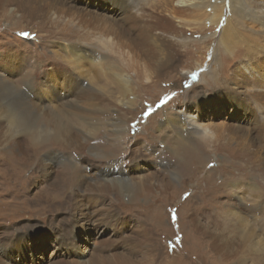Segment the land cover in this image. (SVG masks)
I'll list each match as a JSON object with an SVG mask.
<instances>
[{"label":"rangeland","instance_id":"374dc122","mask_svg":"<svg viewBox=\"0 0 264 264\" xmlns=\"http://www.w3.org/2000/svg\"><path fill=\"white\" fill-rule=\"evenodd\" d=\"M104 2L0 0V71L15 81L25 72L33 71L31 87L42 86L53 70L58 73L61 84L65 77L73 78L71 68L56 62L54 51L58 46L54 41L59 37L50 11L63 7L77 13L94 10L105 17L107 13L100 4L113 6V0ZM152 3L156 5L145 9V18L137 23H124L123 14H107L120 25L119 43L130 45L146 61L149 59L148 27L159 31L161 16L180 26L183 32L178 35L187 41L186 46L173 50L166 65L154 70L153 81L147 82L142 76L134 81L136 84L132 86L139 100L134 113L137 116L123 115L127 121V138L117 152V164L127 180L148 179L152 188L146 187L135 201L119 192L98 194L74 189L80 210H74L75 199H71L66 207L54 211L50 202H41L38 197L42 190H48L53 177L38 172L35 184L25 186L26 190L16 184L14 187V182L3 183L0 178V264H240V243L247 231L254 230L259 236L245 249L247 259L243 261L253 264L251 257L256 258L261 252L256 243L262 240L264 244V126L255 115V107L260 104L264 109L261 90L264 82L256 76L264 72V62L254 74L243 68L248 60L245 45L238 42L242 39L240 32L245 34L243 30L247 28L220 39L223 18L217 25L206 24L210 12L202 10L194 22L193 11L175 6L174 0H153ZM218 13L226 14L224 9ZM228 44L231 50L226 48ZM214 47L218 48L215 62ZM9 58L16 59L13 65ZM17 59L21 67L16 65ZM105 68L106 76L98 69L89 70L76 86L82 90L91 85L104 86L106 92L117 97L120 85L109 68ZM194 104L199 106L203 122L215 127V134L224 126L232 128L230 134L234 140L229 146L214 138L211 146L201 152L197 149V138H181L166 128V116ZM237 106L241 109L239 113L234 112ZM74 126L79 130L78 124ZM102 128L107 130L106 135L112 133L109 125ZM164 130L171 135L168 142L163 139ZM97 140L100 144L106 142L103 136ZM178 141L197 149L202 161L200 166L193 164L181 174L176 156ZM51 149L60 155L74 156L84 168L87 165L84 180L105 181L104 177H94L105 166L89 151L77 153L55 146ZM40 157L46 160L47 151ZM57 161L56 167H60L63 157ZM118 166L111 171L119 174ZM4 170L0 165V177ZM31 174V168L23 172L24 177ZM242 194L246 196L240 199ZM76 220L81 226L74 228ZM222 229L232 241L230 247L220 249L216 236ZM101 241L108 245L98 248L97 243Z\"/></svg>","mask_w":264,"mask_h":264},{"label":"bare ground","instance_id":"6f19581e","mask_svg":"<svg viewBox=\"0 0 264 264\" xmlns=\"http://www.w3.org/2000/svg\"><path fill=\"white\" fill-rule=\"evenodd\" d=\"M102 1L107 3L112 0ZM152 2L153 0H113L111 3L113 6L100 4V7L107 14L113 16L123 14L124 23L129 21L137 23L145 18L144 10L149 9L150 5L154 4ZM90 4L91 1L88 2V5ZM174 4L184 10L193 11L194 22H196V16L202 14V10L210 12L206 18V24L210 22L217 25L223 18L224 24L220 39L222 36L227 39L228 36L238 34L243 27L247 28L248 30H243L245 34L240 32L239 35L242 39L238 43L245 45V57L248 63H245L243 68L246 72L256 73L257 66L264 62L262 58L264 55V0H254L253 2L250 0H174ZM220 9H224L226 14L220 15L218 13ZM50 12L52 13L50 19L53 20V25L57 28L55 33L59 37L58 41H54L58 46V49L54 51L56 62H62L71 68L74 77H65L61 84L57 80L58 73L53 70L47 74L42 86L31 87L30 78L33 76V71L25 72L18 81L0 71V165L5 169L1 173V181L9 184L14 182L12 184L23 186L26 190L35 184L38 172L49 178L53 177L48 190H42L38 197L41 202H50L54 211L66 207L67 202L71 199H75V201L73 200L75 205L72 206L74 210L78 211L80 204L74 198L76 196L74 189L94 193L119 192L121 196L128 195L131 200L135 201L146 187L152 188V182L146 178L142 182L138 180L132 182L127 180L123 170L119 169L117 152L127 138V121L123 115L134 114L139 101L135 94V86H132L134 81L139 76L142 79V76L145 81L150 82L154 76V70L166 65L173 50L186 46L187 41L178 35L183 31L180 26L174 24L173 20L165 15L161 16L159 31L155 32V28L148 27L149 32H147V40H145L148 44L146 49L149 59L146 61L141 59L140 54L133 51L130 45L121 41L119 43L117 38L120 37V25L113 17L107 14L103 17L101 13L94 10L77 13V11L65 7L57 10L56 8L55 10L51 9ZM209 19L210 21H208ZM247 21L253 25L249 26ZM230 47V44L226 46L228 50H231ZM212 53L215 62L218 48L214 47ZM259 54H263L262 57ZM8 61L13 65L16 59L9 58ZM16 65L21 67L19 59H17ZM105 67L109 68L120 85L117 97L106 92L103 89L104 86L102 88L91 85L83 90L81 86H76L89 70L97 71L96 69H98L101 75L106 76ZM256 76L258 81L264 82V72H260ZM262 89L264 92V86H261ZM258 105L255 107L257 110L255 115L261 119L262 126H264V109L260 104ZM240 110V106H237L234 112L239 113ZM77 118L80 121H77ZM165 121L166 128L173 130L181 138L188 136L197 138V149L200 151L211 146L214 138L226 146H229L234 140L230 134L232 128L228 126H224L221 132L215 134V127L210 125L212 123L203 122V114L200 112L199 106L195 104L187 105L174 115L166 116ZM75 124L79 125V130L78 128L75 130ZM105 124L112 128L111 134L106 135L107 130L104 131L102 128ZM162 135L163 139L168 142L167 139L171 135L166 130L162 132ZM99 136L106 138L104 144L98 143ZM178 143L176 156L179 158L181 174L193 164H197V166L202 164L197 149L183 141H178ZM54 146L65 150L71 149L77 153L89 151L96 160L105 166L96 171L93 174L94 177H104L105 181L93 180L89 182L84 180L83 171L87 165L84 168L83 165L78 164L74 156L71 158L68 155H60V153H56L57 151L53 152L51 148ZM43 151H47L46 160L40 157ZM241 151L248 154L246 149ZM60 157H63V162L60 167H56ZM116 166H118L117 170H120H118L119 174L111 171ZM27 168L33 170L30 177L23 175ZM173 177L178 178L174 174ZM16 185L14 187H17ZM25 186L28 187L25 188ZM165 186L167 187V184ZM245 194L239 198H244ZM87 217L89 221L91 214L88 213ZM78 226H81L80 223L77 220L74 221L73 227L77 228ZM257 235L256 230L247 231L244 235V239L240 243V254L242 255L240 264H247L243 261L247 259L245 249L253 245L252 239ZM216 239L218 248L230 247L232 240L227 237L223 229L217 233ZM107 245L108 242L105 241L97 243L98 248L101 249ZM256 245L259 246L261 252L257 253L256 258L251 257L254 259L253 264H264L262 240H257Z\"/></svg>","mask_w":264,"mask_h":264}]
</instances>
